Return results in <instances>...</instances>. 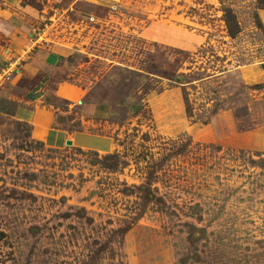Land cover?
I'll return each instance as SVG.
<instances>
[{"label":"rangeland","instance_id":"rangeland-1","mask_svg":"<svg viewBox=\"0 0 264 264\" xmlns=\"http://www.w3.org/2000/svg\"><path fill=\"white\" fill-rule=\"evenodd\" d=\"M22 4L40 32L60 12L69 51L35 103L0 81V264H264L258 0Z\"/></svg>","mask_w":264,"mask_h":264},{"label":"crops","instance_id":"crops-1","mask_svg":"<svg viewBox=\"0 0 264 264\" xmlns=\"http://www.w3.org/2000/svg\"><path fill=\"white\" fill-rule=\"evenodd\" d=\"M25 11L30 10L27 5L22 4V0H0V80L5 78V80L29 82L31 84L29 99L35 103L40 98V91L43 90V85L41 86L40 83L45 78L47 80L52 78L53 73L61 64V56L69 50L67 43L62 41L64 37L61 35L63 29L61 30L60 12L59 14L54 13L55 15L50 18H54L55 22H49L40 32L37 31V23H40L39 19L43 17L44 12H32L34 17H31L27 16ZM53 89L54 93L59 96H77V92L70 90L64 84ZM41 108H38L40 110L37 115L36 111H24L23 113L25 119L44 128L41 137L49 144L63 146L69 138L76 135L70 134L65 129L51 127V110H41ZM103 108L107 112V107ZM103 108L96 104L88 107V112L98 117L96 113L98 110H104Z\"/></svg>","mask_w":264,"mask_h":264},{"label":"trees","instance_id":"trees-1","mask_svg":"<svg viewBox=\"0 0 264 264\" xmlns=\"http://www.w3.org/2000/svg\"><path fill=\"white\" fill-rule=\"evenodd\" d=\"M258 2H259V4L261 5V7L264 8V0H258ZM228 23H229V28H230L231 33L234 34L235 31H234V29L232 28V26H230V23H231V25H232V23H235L234 19H232V20H228ZM187 111H188V113H190V110H187Z\"/></svg>","mask_w":264,"mask_h":264},{"label":"water","instance_id":"water-1","mask_svg":"<svg viewBox=\"0 0 264 264\" xmlns=\"http://www.w3.org/2000/svg\"><path fill=\"white\" fill-rule=\"evenodd\" d=\"M66 143H67L68 145H71L73 142H72L71 139H68V140L66 141Z\"/></svg>","mask_w":264,"mask_h":264},{"label":"built area","instance_id":"built-area-1","mask_svg":"<svg viewBox=\"0 0 264 264\" xmlns=\"http://www.w3.org/2000/svg\"><path fill=\"white\" fill-rule=\"evenodd\" d=\"M1 79V78H0ZM1 81V80H0Z\"/></svg>","mask_w":264,"mask_h":264}]
</instances>
